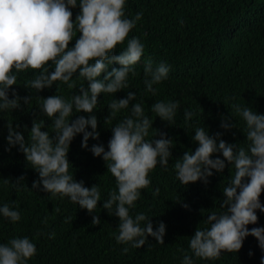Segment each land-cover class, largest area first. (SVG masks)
<instances>
[{
  "label": "clouds",
  "instance_id": "1",
  "mask_svg": "<svg viewBox=\"0 0 264 264\" xmlns=\"http://www.w3.org/2000/svg\"><path fill=\"white\" fill-rule=\"evenodd\" d=\"M127 3L128 0H0V114L20 109L22 103L29 105L33 99L20 97L14 89L20 73L34 70V77L26 81L25 87L37 93L54 85L59 90L57 82L75 89L74 77L86 81V87H79L80 94L70 99L61 95L38 97L42 101L40 111L53 121L52 132L43 130V120L34 121L26 141L19 126L8 122L5 151L18 148L28 165L38 173L39 179L33 182L32 189L52 197L69 198L80 209L87 210L93 225L102 223L96 209L103 201L102 209L119 218L117 243L142 248L149 237L164 243L167 225L160 221L154 226L148 215L143 212L133 215L132 210L141 198V190L152 183L149 174L158 164L167 168L174 159V141L160 131L159 139H146L153 121L145 113L136 92L127 91L125 97L108 103L110 115L106 117V124L117 120L123 110L129 112L110 128L112 137L107 149L103 143L89 148L90 139L100 140L98 118L93 114L100 105V95L127 89L129 77L137 74L136 66L145 53V44L139 37L129 38L143 13L137 12L134 19H129L125 14ZM77 6L81 11L73 23L72 9ZM73 40L75 44L70 46ZM125 41L126 48L117 55V46ZM113 64H119L120 68L112 67L108 71ZM143 72L146 92L156 95L158 88L154 85L167 80L171 68L167 63L154 65L148 60ZM102 74L106 75L101 78ZM132 101L136 103L130 107ZM231 107L245 122L246 146L223 139L225 132L237 126L231 117L222 116L220 128L223 131L210 135L205 127L196 128L192 137L198 144L195 151H186L173 165L177 179L185 186L197 182L208 184L216 173L223 174L229 166L230 171L235 169L222 189L221 210L211 211L206 216L208 227L197 228L189 241L192 255L185 253L181 264H196L193 256L215 260L222 252L239 253L250 236L256 238L264 253V226L249 228L258 224L257 213H264L261 201L264 195V114L238 103H232ZM179 108L178 101H157L151 111L156 118L174 125ZM81 113L89 115L85 117ZM193 115L192 111L184 110L185 121H191ZM81 134L82 148L102 158L108 173L116 179V187L107 199L101 200L100 185L88 188L70 172V167L73 168L70 148ZM21 181L22 178L18 179L14 186L19 188ZM0 184L8 185L9 180L3 179ZM159 191L155 189L153 195L158 196ZM183 206L189 208L187 204ZM59 211L55 208V212ZM0 216L13 224L21 220L18 207L14 209L9 204L0 205ZM71 221L70 216L65 218V223ZM50 238L54 239L55 234ZM128 251L129 247L123 248L125 254ZM36 254L37 246L27 236L0 244V264H29ZM254 255L250 250L249 256ZM260 264H264V255L260 257Z\"/></svg>",
  "mask_w": 264,
  "mask_h": 264
},
{
  "label": "trees",
  "instance_id": "2",
  "mask_svg": "<svg viewBox=\"0 0 264 264\" xmlns=\"http://www.w3.org/2000/svg\"><path fill=\"white\" fill-rule=\"evenodd\" d=\"M80 11L79 6L72 9L73 23ZM137 12H142L143 17L129 38L139 37L145 44L142 62L136 66L137 74L130 75L127 89L117 94L100 95V105L93 113L98 118L100 140L90 139L89 148L95 143H103L107 149L112 137L110 128L129 112L123 110L117 120L106 124V117L110 115L108 103L114 98L125 97L127 91L136 92L145 113L153 121L146 139H159L160 131L174 141V159L169 161L167 168L158 164L149 174L152 183L141 190V198L132 210L133 215L139 212L148 215L154 226L160 221L167 225L164 243L149 237L142 248L119 244L115 239L119 218L102 209L103 201L96 209L102 223L93 225L87 210L80 209L69 198L52 197L32 189L33 182L39 179L38 173L28 165L18 148L5 151L8 122L14 127L19 126L26 141L34 121L43 120V130L52 132L53 121L40 111L42 101L38 97L61 95L70 99L72 95L80 94L79 87H86L87 82L74 77L75 89L57 82L59 90L54 85L37 93L25 87L26 81L35 74L34 70H28L18 75L17 85L13 87L20 97H33L31 103H22L20 109L0 114V181L9 180L8 185L0 184V205L18 207L21 213V220L14 224L0 216V244L14 237L31 238L37 246V254L29 264H181L185 253L192 255L189 241L197 228L208 227L206 216L211 211L221 210L222 189L235 169L230 171L229 166L223 174L216 173L209 178L208 184L197 182L185 186L177 179L173 167L175 159L182 158L186 151H195L198 144L192 137L196 128L205 127L210 135L223 131L220 128L222 116L231 117L237 126L225 132L223 139L246 146L245 122L233 111L232 103L249 106L264 114V0H128L126 16L134 19ZM74 44L75 40L70 46ZM126 46L127 41L118 45L116 54L119 55ZM148 60L154 65L167 63L171 68L169 78L154 85L158 88L156 95L146 92L144 85L143 66ZM112 67L120 68L119 64H113L108 71ZM103 75L106 74L101 78ZM168 100L180 104L174 125L156 118L151 111L155 102ZM135 103L132 101L130 107ZM185 109L194 113L191 121H185ZM80 115L87 117L89 114ZM81 143L82 134L73 140L70 148L69 160L73 165L70 172L77 181L83 180L88 188L100 185L101 200L107 199L116 187V179L108 173L106 162L83 149ZM21 178L23 181L17 188L14 183ZM157 188L159 195L154 196ZM261 201L264 203V195ZM55 208L60 211L55 212ZM257 214L258 224L249 225V228L264 226V213ZM69 216L72 221L65 223ZM53 233L54 239L50 238ZM126 246L129 251L125 254L123 248ZM250 250L254 256H249ZM261 255L264 253L259 249L258 241L250 236L239 253L222 252L215 260L193 258L196 264H260Z\"/></svg>",
  "mask_w": 264,
  "mask_h": 264
}]
</instances>
